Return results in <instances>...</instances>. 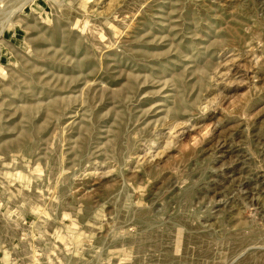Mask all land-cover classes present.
I'll use <instances>...</instances> for the list:
<instances>
[{
	"label": "rangeland",
	"instance_id": "rangeland-1",
	"mask_svg": "<svg viewBox=\"0 0 264 264\" xmlns=\"http://www.w3.org/2000/svg\"><path fill=\"white\" fill-rule=\"evenodd\" d=\"M0 264H264V0H0Z\"/></svg>",
	"mask_w": 264,
	"mask_h": 264
}]
</instances>
